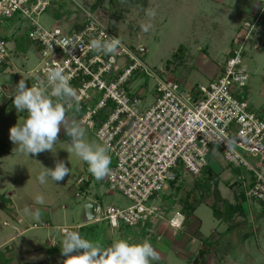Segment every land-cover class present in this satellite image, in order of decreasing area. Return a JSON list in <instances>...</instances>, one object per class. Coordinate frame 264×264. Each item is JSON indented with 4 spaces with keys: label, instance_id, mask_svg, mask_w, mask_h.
Listing matches in <instances>:
<instances>
[{
    "label": "built area",
    "instance_id": "1",
    "mask_svg": "<svg viewBox=\"0 0 264 264\" xmlns=\"http://www.w3.org/2000/svg\"><path fill=\"white\" fill-rule=\"evenodd\" d=\"M56 1L0 0V24L4 19L25 21L27 37L41 53L40 64L30 72L31 86L38 84L37 77L46 80L47 68L62 67L79 96L67 112L69 121L74 119L92 130L110 149L112 173L103 181L108 190L119 192L131 203L120 207L94 202L93 222H105L116 229L120 224L133 227L159 217L160 209L152 201L176 181L177 171L200 176L212 151L240 170L232 182L233 190L264 205V114L257 115L250 108L245 93L249 77L242 65L245 39L254 35L253 49L259 47L264 0H259L263 10L245 22L244 38L228 53L215 78L193 86L181 85L164 70H152L138 57L140 48L132 50L123 42L114 55L81 49L80 45L75 49L69 45L66 52L57 45L66 38L79 35L87 45L94 38L117 36L93 12L85 10L76 26L68 30L44 27L38 17ZM102 33L106 35L102 37ZM7 41L0 34V66L6 65L11 55ZM139 75L154 79L152 100H147L146 86L132 89ZM10 99L13 101L7 95L6 101ZM247 157L256 160L251 163ZM76 183L79 196L84 179L80 177ZM183 221L179 211L168 220L175 228ZM65 228L76 231L79 227H58L61 234ZM47 240L51 247L57 244L53 238Z\"/></svg>",
    "mask_w": 264,
    "mask_h": 264
},
{
    "label": "rangeland",
    "instance_id": "2",
    "mask_svg": "<svg viewBox=\"0 0 264 264\" xmlns=\"http://www.w3.org/2000/svg\"><path fill=\"white\" fill-rule=\"evenodd\" d=\"M97 1L57 0L56 4L43 12L38 19L46 28L59 26L68 30L76 26L83 10L91 11L126 46L132 50L144 47L145 51L137 54L149 68L156 72L164 70L169 78L179 80L181 85L192 86L207 84L215 78L228 53L244 38L245 22L252 21L263 10L259 0H143L144 3L141 5L134 0L125 2L100 0L93 9L92 5ZM150 9L156 11L154 19L146 15ZM71 17L75 20L71 21ZM148 23H151L152 27L148 32H144L141 24ZM11 32L17 40H20V45L13 46L9 37L7 46L11 55L8 63L0 66V86L3 88V92L0 93V249L6 247L7 255L12 257V264H53L43 249L48 236L51 235L57 242H61L64 237L58 227L75 228L78 224L89 222L84 218V204L92 200L94 193L108 190V186L103 180L95 179L88 171L86 162L75 153L67 152L71 138L67 135L63 137L60 135L61 132L52 152L44 151L38 155L28 156L20 153L9 139L10 128L22 124L28 113L17 112L13 101L7 102L6 96L14 91L15 85L22 78L30 87V72L41 61L40 48L28 39L24 20L4 19L0 24V34ZM255 41L256 37L250 35L243 44L242 65L246 68L249 77L245 93L251 110L257 115H263L264 31L258 38V49H253ZM180 46L185 51L180 65H177L173 54ZM154 84L153 78L139 75L132 89L146 86L149 89L147 100H152ZM84 128L86 142L104 145L92 130ZM217 157V164L222 166L225 161L222 157ZM247 158L251 163L256 160L252 157ZM57 161H64L70 168V174L60 182H54L46 177L45 182L40 183L38 176L45 171L43 167L54 169ZM214 168L217 171L221 170L215 166ZM218 174L222 195L226 196L229 193L230 197L231 192L225 184L230 174L227 165H224V169ZM180 176L177 171V179ZM80 177L89 185L82 187L79 196H76L78 192L76 181ZM188 191L182 193L179 199L184 198ZM37 196L43 197V204L36 202ZM114 196L117 199L114 201L116 206L124 207L131 203L117 191H114ZM180 206L181 203L178 202L177 207ZM241 207L243 216L236 217V226L240 225L242 219L245 227L253 231L246 243L237 245L235 238L229 242L226 252L222 253L217 251L219 248L214 250L210 247V240L205 241L208 252L205 257L211 258L213 264H264V255L258 249L261 247L264 250V205L245 199ZM25 208L33 211L40 209L41 219L39 221L32 219L24 212ZM196 214L202 220L200 231L204 236L209 235L211 229L222 230L208 203L200 205ZM42 224L44 226H40ZM34 225L39 226L34 227ZM125 227L128 228L126 225ZM127 228H124L125 234ZM104 231H107V236L110 238H119L117 233L111 232L112 228L109 230L106 223L85 226L81 236L107 248V244L101 240L105 235ZM123 240H126L125 235ZM55 256L59 258L60 254ZM204 259V257L200 258L199 263Z\"/></svg>",
    "mask_w": 264,
    "mask_h": 264
},
{
    "label": "clouds",
    "instance_id": "3",
    "mask_svg": "<svg viewBox=\"0 0 264 264\" xmlns=\"http://www.w3.org/2000/svg\"><path fill=\"white\" fill-rule=\"evenodd\" d=\"M150 18H155V9L146 12ZM152 27L151 23L141 24V29L148 32ZM106 34L102 33L104 37ZM66 52L71 45L73 49L77 45L81 49L87 47L90 51L103 53L105 55L116 54L122 46L118 37L107 39H91L87 45L83 44L79 35L73 38H66L57 43ZM52 48V45H51ZM38 84L28 87L25 79H21L9 94L13 97V106L17 112L26 111L27 118L22 124L11 127L9 139L16 145V149L29 156L38 155L44 151L52 152L61 127L71 138V144L67 149L68 153H75L82 161L88 164V171L97 181H101L111 175V157L107 145L90 144L86 142V130L74 119L69 121L67 112L73 108V101H78L79 96L76 90L70 85L69 77L64 74V69L59 65L46 69V80L37 77ZM78 110V107H77ZM38 180L44 183L46 177L54 182L63 181L70 174V168L64 161H57L54 169L43 167ZM38 204H43L42 196L36 197ZM24 212L32 219H41V210L34 211L25 208ZM172 224L175 226L176 221ZM63 240L61 241V254L66 257L62 264H151L159 260L158 252L151 243L145 240L143 243L130 244L126 240H117L110 247L103 248L98 242H92L81 236L78 231H70L67 228L62 230ZM82 250V251H81ZM77 254H73V253Z\"/></svg>",
    "mask_w": 264,
    "mask_h": 264
},
{
    "label": "crops",
    "instance_id": "4",
    "mask_svg": "<svg viewBox=\"0 0 264 264\" xmlns=\"http://www.w3.org/2000/svg\"><path fill=\"white\" fill-rule=\"evenodd\" d=\"M3 36L9 39L11 37V42L13 46H16V40L17 37L14 36V34L11 32L9 34L3 33ZM61 133L64 132V129L60 131ZM60 133V134H61ZM219 156V153L216 151H212V154L210 156L209 160V165L207 166L208 168L211 169L212 172L216 173V179L217 182H219V174L222 169H224V165H227V168L230 170V174L228 178L225 180V184L229 187V192H231V199L228 196V194L222 195L220 191L219 184L217 185L218 190L220 191V194L223 198L228 200L229 202H233V195H234V190L231 186L235 175L240 173L239 169L233 168L231 165H228L226 162L221 165L217 164V160ZM112 165V160L111 164ZM215 167L221 168V170L217 171L215 170ZM226 169V168H225ZM181 175L174 181L173 184L169 183L168 186L164 189V191L159 195L158 198L154 199L152 201V204L157 206L160 209L161 215L159 217H152L148 219L143 225H137L133 227H125V225H119L118 228L113 229L111 231L112 233L114 232L118 234L119 238L108 237L107 236V231H104V237L101 238L102 241H104L105 244H107L108 247L112 245L114 241L121 240L123 239L124 235L126 236V241H129L130 244H136V243H143L145 240L149 241L153 248L158 252L160 259L156 261H152L151 264H187V263H192V264H198L199 263V258H197V253L201 248H204L205 246V241L210 240V247L214 248H219L217 251L226 252L228 248L229 242L233 241L235 238H237L236 244H244L248 241L249 236L251 235V229L245 227V225L242 222V219L240 221V225H237L234 229L228 232L227 229V223L225 222H220L217 218V222L219 226H222L221 231H216L217 228L214 230H210L209 235L202 234L201 227H202V220L200 217L197 216V211L199 206L196 207V209L193 211V213L189 216H185V214L181 210V206L183 202L188 199L187 195L191 189L192 183L201 178L200 176L197 177H192L186 173L179 172ZM186 190H189L188 193L184 195V198L179 199L181 197L182 193H185ZM93 198L90 201L93 202H99L103 204H113L115 199L114 192L110 190H100L98 193L93 194ZM107 195V196H106ZM106 196V197H105ZM244 196V195H243ZM212 198H208L205 203H208L211 207L212 203ZM247 199L244 197V200ZM232 200V201H231ZM178 202L181 203L180 207H177ZM176 211L181 212L184 215V221L182 222V226L180 228H175L170 226L168 220L170 217L174 215ZM100 223H105V222H87L84 224H78L77 227L80 226H98ZM106 226L109 227V225L106 223ZM58 227V226H57ZM62 227V226H61ZM124 228H127V234H125L123 231ZM245 228V229H244ZM58 229V228H57ZM59 230V229H58ZM117 231V232H116ZM253 234V233H252ZM13 236H11L12 238ZM53 238L51 235L48 236V238ZM10 238V239H11ZM206 239V240H204ZM208 239V240H207ZM55 240V239H54ZM56 241V240H55ZM246 241V242H245ZM250 245V244H248ZM44 248L45 252L47 247H49V243L46 241L44 242ZM55 247V252L52 254H47V258L51 259L53 264H61V262L64 260V256L61 254V242H57V244L54 246ZM210 249V248H209ZM259 251L264 255V250L259 248ZM60 254L59 258L56 257L55 255ZM77 254V253H73ZM249 255V254H248ZM8 257H11L10 255H7ZM208 256L205 257L203 262L199 264H213L211 258H207ZM12 258V257H11ZM178 259V260H176Z\"/></svg>",
    "mask_w": 264,
    "mask_h": 264
},
{
    "label": "trees",
    "instance_id": "5",
    "mask_svg": "<svg viewBox=\"0 0 264 264\" xmlns=\"http://www.w3.org/2000/svg\"><path fill=\"white\" fill-rule=\"evenodd\" d=\"M100 0L95 2L92 5V8H96ZM123 2L127 0H121ZM135 3L138 4H143V0H134ZM20 45V40H16V46ZM184 48L180 46L173 54L174 62H177V65H180V62L183 59L184 55ZM12 101L10 99L8 102ZM63 137H65L66 133L65 130L63 133H61ZM199 179L195 180L192 183L191 189L187 195V198L182 206L181 210L185 214V216H189L193 213V211L196 209L197 206H199L202 203H205L208 198H212V203H211V209L213 215L220 221V222H225L227 223V229L228 232L231 231L236 227V217L237 216H243V210L241 207V203L244 201V196L242 193H238L234 191L233 195V202H229L225 198H223L220 194V191L218 190V182L216 179V173L212 172L210 168L205 167L203 171L200 174ZM171 184L174 183V181L170 182ZM89 183L84 181V184L80 187H88ZM232 187V184L230 185ZM85 226H80L78 228V232L81 234L82 229ZM6 247L3 249H0V264H12V258L7 257L6 253ZM55 247H47L46 253L47 254H52L54 253ZM208 252L206 251V248H201L198 253H197V258H205V255H207ZM203 262V261H202Z\"/></svg>",
    "mask_w": 264,
    "mask_h": 264
},
{
    "label": "water",
    "instance_id": "6",
    "mask_svg": "<svg viewBox=\"0 0 264 264\" xmlns=\"http://www.w3.org/2000/svg\"><path fill=\"white\" fill-rule=\"evenodd\" d=\"M139 50H140V52H143V51H145V48L140 47ZM94 208H95V203L93 201H87L84 204V218L89 222L93 221L95 218Z\"/></svg>",
    "mask_w": 264,
    "mask_h": 264
}]
</instances>
